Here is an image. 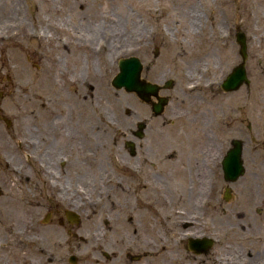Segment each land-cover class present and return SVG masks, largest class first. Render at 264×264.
<instances>
[{
	"label": "flooded vegetation",
	"instance_id": "obj_1",
	"mask_svg": "<svg viewBox=\"0 0 264 264\" xmlns=\"http://www.w3.org/2000/svg\"><path fill=\"white\" fill-rule=\"evenodd\" d=\"M26 1L0 0V44L45 54L46 88L22 118L0 89V264H264V0H232L231 29L186 30L188 40L158 31V98L137 96L146 116L95 109L106 45L88 30L35 24L33 8L19 13ZM220 16L226 25L225 7ZM29 70L28 83L38 74ZM64 96L90 108L67 111ZM16 148L29 151L17 169ZM49 224L69 239L35 241V226Z\"/></svg>",
	"mask_w": 264,
	"mask_h": 264
},
{
	"label": "rangeland",
	"instance_id": "obj_2",
	"mask_svg": "<svg viewBox=\"0 0 264 264\" xmlns=\"http://www.w3.org/2000/svg\"><path fill=\"white\" fill-rule=\"evenodd\" d=\"M220 0H28L21 2L19 13H30L33 8L34 19H41L52 26L54 23L63 25L64 35L70 34L72 30L78 29L82 31H90L93 39H99L102 53L98 59V68L101 71L100 80L95 84L94 97L92 102L94 108L98 110L117 111L118 107L122 110H132L139 115L146 116L149 114L148 106L141 101L134 92L126 91L122 88L118 89L111 85L110 79L118 70L117 62L121 57L129 55L137 56L142 62V71L140 76L144 79L158 82V39L162 33L158 31H172L176 33L178 39L180 36H192V33H185L186 30H219L231 29L234 27L235 21L233 18L235 3L232 0H226L225 5L219 3ZM221 7L230 15L226 21V25L222 23L220 10ZM43 15H46L44 17ZM49 18V22L44 20ZM35 19V24H36ZM38 23H42L38 21ZM50 29V28H49ZM52 39H56L53 36ZM165 37L169 33H163ZM195 35V34H194ZM217 35V34H216ZM68 40L67 37L62 40ZM167 39H169L167 37ZM103 43V44H101ZM172 47L177 43L170 44ZM185 45V44H184ZM15 43L13 40H6L0 44V63L3 59L8 58V69H2V86L5 103L10 108L11 100H17L19 104L18 118H22V114H26L29 110L28 96L33 93V90H38L39 93L45 92V80L43 78L47 56L45 54H25L15 53ZM101 51V49H100ZM17 62L23 65L24 69H38V74L35 80L30 83L19 84L17 86L8 85L7 78H12L10 64ZM3 64V63H2ZM6 66V65H5ZM35 71V70H34ZM26 71H18L20 80H27ZM6 83L7 85H4ZM33 83V84H32ZM74 88V86H68ZM62 94L65 92L61 90ZM63 94V95H64ZM66 95V94H65ZM66 103L62 107L65 110L89 109L90 100L85 99L81 102L74 101L69 96H64ZM120 105V106H119ZM7 117L12 119L14 115L9 111ZM158 117L151 119L147 126V134L144 140L143 148L149 153L158 150ZM155 138V142H154ZM27 150H16L11 156L16 161H13L17 169V164L29 157ZM155 153V152H154ZM152 154V153H150ZM5 156L0 149V158ZM19 159V160H18ZM3 162V161H2ZM153 168V167H152ZM14 169V168H13ZM14 169V170H15ZM154 169V168H153ZM7 173L5 165L0 164V175ZM14 173H18L14 171ZM38 218L43 215L42 212L35 213ZM27 213L18 212L19 227L21 221H26ZM35 241H66L67 234L59 226L47 225L45 228L35 226ZM65 233V235H64ZM22 236V234L20 235ZM40 236L41 239H40ZM89 237H84L83 241ZM69 239V238H68ZM73 241H82L80 239H72Z\"/></svg>",
	"mask_w": 264,
	"mask_h": 264
},
{
	"label": "water",
	"instance_id": "obj_3",
	"mask_svg": "<svg viewBox=\"0 0 264 264\" xmlns=\"http://www.w3.org/2000/svg\"><path fill=\"white\" fill-rule=\"evenodd\" d=\"M141 62L136 56H129L119 60V71L112 80L116 87L124 86L127 90L137 92L141 97L147 98L153 94L157 96L158 85L140 79Z\"/></svg>",
	"mask_w": 264,
	"mask_h": 264
},
{
	"label": "bare ground",
	"instance_id": "obj_4",
	"mask_svg": "<svg viewBox=\"0 0 264 264\" xmlns=\"http://www.w3.org/2000/svg\"><path fill=\"white\" fill-rule=\"evenodd\" d=\"M85 35H92V34L91 33H86ZM105 45H107V42L105 43ZM2 61H3L2 62L3 65H6L5 66V70L8 69V58L7 59H3ZM10 67H11L10 70L12 71V74H13L12 77H18L19 78L17 83H19L21 85V84H25L26 82L27 83L29 82L30 70L28 69V67L25 66V68H27V70H26V69L23 68L24 67L23 65L18 64L17 62L11 63ZM22 70L26 71L25 72L26 73V78L25 79H27V80H20V77L18 75V71H22Z\"/></svg>",
	"mask_w": 264,
	"mask_h": 264
}]
</instances>
